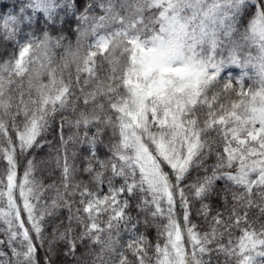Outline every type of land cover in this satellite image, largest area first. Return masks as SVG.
Segmentation results:
<instances>
[{
	"label": "snow or ice",
	"instance_id": "6c2138e0",
	"mask_svg": "<svg viewBox=\"0 0 264 264\" xmlns=\"http://www.w3.org/2000/svg\"><path fill=\"white\" fill-rule=\"evenodd\" d=\"M0 264H264V0H0Z\"/></svg>",
	"mask_w": 264,
	"mask_h": 264
},
{
	"label": "rangeland",
	"instance_id": "374dc122",
	"mask_svg": "<svg viewBox=\"0 0 264 264\" xmlns=\"http://www.w3.org/2000/svg\"><path fill=\"white\" fill-rule=\"evenodd\" d=\"M5 2H8V0H5ZM70 39H72L73 40V42L75 41V36L73 35V36H70Z\"/></svg>",
	"mask_w": 264,
	"mask_h": 264
}]
</instances>
